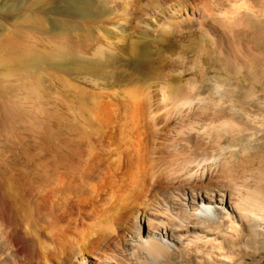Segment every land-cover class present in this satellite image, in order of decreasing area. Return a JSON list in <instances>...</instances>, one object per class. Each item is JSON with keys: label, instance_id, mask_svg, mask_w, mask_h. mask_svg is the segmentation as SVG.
I'll return each mask as SVG.
<instances>
[{"label": "bare ground", "instance_id": "6f19581e", "mask_svg": "<svg viewBox=\"0 0 264 264\" xmlns=\"http://www.w3.org/2000/svg\"><path fill=\"white\" fill-rule=\"evenodd\" d=\"M100 5L86 2L85 9L75 10L86 25L97 21L106 39L122 38L129 49L88 57L93 60L79 67L76 77L90 86L82 93L91 113L82 153L64 160L65 144L55 143L61 150L54 151L52 168L38 173L42 192L33 203L9 189L23 224H14L10 208L3 210L0 264H252L254 259L247 260L256 256L262 261L263 112L229 97L210 104L193 94L192 80L181 84L189 69L169 62L168 73L176 74L161 82L150 64L153 31L161 35L191 21L190 30L210 34L225 6L240 10L248 0ZM23 20L42 28L33 13H23ZM138 83L146 85L141 92Z\"/></svg>", "mask_w": 264, "mask_h": 264}, {"label": "rangeland", "instance_id": "374dc122", "mask_svg": "<svg viewBox=\"0 0 264 264\" xmlns=\"http://www.w3.org/2000/svg\"><path fill=\"white\" fill-rule=\"evenodd\" d=\"M102 1L0 0V222L5 223L3 210L10 208L14 224L22 226L18 203L8 191L14 187L31 203L40 197L37 175L42 168H52V155L61 150L55 143L65 144L64 160L72 158L74 151L82 153L91 113L82 93L83 87L90 86L76 77L79 67L84 60H93L88 57L129 49L122 38L106 39L96 19L86 25L75 10L76 6L85 9L86 2L103 7ZM238 1L206 0L226 5ZM236 6H225L229 10L216 15V28L210 34L190 30L191 21H181L182 26H172L161 35L153 31L151 69L162 82L176 74L166 68L174 62L189 69L181 84L192 80L193 94L210 104L229 97L236 105L264 114V0H248L240 10ZM25 12L33 13L42 28L26 23ZM162 19L157 15L158 23ZM126 32H132L131 28L126 27ZM138 84L141 92L146 85ZM183 86V92H188ZM122 96L118 97L121 102L126 101ZM255 258L248 263L254 259L252 264H264V259L256 262Z\"/></svg>", "mask_w": 264, "mask_h": 264}]
</instances>
